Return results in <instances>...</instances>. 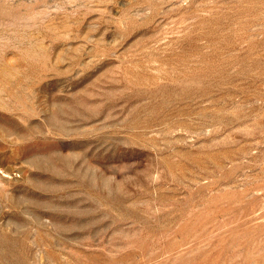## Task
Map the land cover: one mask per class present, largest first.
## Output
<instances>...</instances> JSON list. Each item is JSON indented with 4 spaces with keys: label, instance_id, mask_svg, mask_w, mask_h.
Listing matches in <instances>:
<instances>
[{
    "label": "rangeland",
    "instance_id": "rangeland-1",
    "mask_svg": "<svg viewBox=\"0 0 264 264\" xmlns=\"http://www.w3.org/2000/svg\"><path fill=\"white\" fill-rule=\"evenodd\" d=\"M0 264H264V0H0Z\"/></svg>",
    "mask_w": 264,
    "mask_h": 264
}]
</instances>
